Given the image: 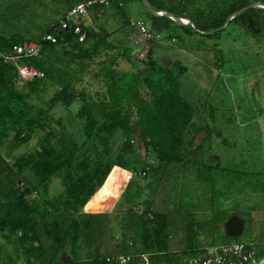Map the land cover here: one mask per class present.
<instances>
[{
    "label": "trees",
    "instance_id": "trees-1",
    "mask_svg": "<svg viewBox=\"0 0 264 264\" xmlns=\"http://www.w3.org/2000/svg\"><path fill=\"white\" fill-rule=\"evenodd\" d=\"M80 1L0 0V264H120V256L131 257L126 264H187L183 256L199 254L202 247L171 251L170 190L177 185L182 190L197 186L200 194L209 193L211 202L217 191L228 188L233 171L222 169L218 174L219 161L209 158V149L212 133L216 138L221 133L201 124L204 115H196L181 95V77L187 67L180 60L170 65L155 60V50L161 39L204 46L212 42L219 54L213 67L233 72V62L224 60L215 42L231 38L241 50L244 43L238 42L239 37L257 40L260 56L264 9L241 11L227 28L217 30L234 12L264 0H147L152 10L187 19L196 29L151 14L142 0H109L104 24L99 26L103 35L94 27L100 18L91 15L83 43L71 31L51 28ZM134 12L154 36L147 44L142 68L132 58L137 46L129 41ZM108 19L112 30L106 27ZM12 26L23 33H10ZM31 28L35 38L29 36ZM47 33L56 41H42ZM117 34L126 45L123 49L109 40ZM31 42L41 45L39 55L23 63L40 77L20 85L15 67L3 56ZM119 58L133 71H117ZM92 65L95 69H90ZM86 74L102 83L103 91L94 97L77 87ZM48 88L54 89L52 95L41 99ZM74 102L78 109L71 112ZM57 108L65 112L64 120L54 115ZM215 110L211 106L205 113L212 122ZM232 112L228 106L223 113L227 115V147V137L234 136ZM199 132L207 137L194 147ZM137 140L142 143L141 153ZM252 160L255 157L248 148L241 165L246 170L245 185L254 176L262 184ZM114 167L132 174L116 207L110 213L84 212L89 199L109 184L106 178ZM121 175L128 177L126 172ZM115 176L113 171L111 177ZM139 179L145 180L151 197L144 198L145 187ZM158 191L167 196L161 206L153 199ZM192 227L187 217L186 238L195 243ZM227 244L225 240L221 245ZM257 257L259 261L264 257V243L258 246Z\"/></svg>",
    "mask_w": 264,
    "mask_h": 264
},
{
    "label": "rangeland",
    "instance_id": "rangeland-1",
    "mask_svg": "<svg viewBox=\"0 0 264 264\" xmlns=\"http://www.w3.org/2000/svg\"><path fill=\"white\" fill-rule=\"evenodd\" d=\"M133 16L138 18L135 12ZM104 20L103 15L94 25L100 35L103 34L99 26L104 24ZM106 22L108 30H112V20L108 19ZM17 31L23 33V30L16 26L11 28L9 32ZM28 31L30 38L37 36L34 28ZM109 40L119 45L121 49L126 46L119 34ZM238 42L244 43L241 50L236 49L231 38H223L217 43L215 42L219 51L222 52L221 56L224 60L233 62V72L213 67V64L219 61L218 57H215L219 54L213 51L212 42H207V45L204 46L198 45L194 41L181 44L174 39L171 41L161 39L158 43L159 48L155 50V60L168 65L175 60H180L187 67V72L181 77V95L193 105L196 115H204L201 124L214 127L216 132L221 133V138H216L212 133L210 137L211 148L209 149V158L213 162L219 161L218 174H221L222 169L232 168L233 171L228 188L222 187L220 194L217 191L215 197H211V202L207 198L209 193L200 194L197 186L182 190L177 185L178 188L170 190V199L167 205L168 209L172 211L169 213L171 218L169 227L171 234L170 249L176 253L187 250L188 247L194 248L195 245L202 248L220 246L225 240L229 244H254L257 248L264 243V63H257V60H264V48L258 56L256 54L257 40L248 42L241 36L238 38ZM129 45L131 46V44ZM147 49L148 45H137L132 52V58H135L139 68L143 67L146 60ZM245 50L248 52L247 54H244L243 51ZM250 55L252 56L249 57ZM102 57H106V54H103ZM114 68L121 72L133 71L130 65L121 58L118 59ZM209 68L211 69L210 73ZM90 69H95V66L92 65ZM83 78L82 85L78 84L77 86L79 89L84 88L93 97L94 93L103 91L102 83L91 77L90 74H86ZM53 90V88H48L41 95V99L47 100L52 95ZM211 106L216 107L214 122L205 114ZM228 106L233 109L230 124L234 126V136L227 137L229 138L227 147L225 140L227 135L225 133L228 132V128L224 124L227 115H223V113ZM77 109L78 103L74 102L69 110L75 112ZM53 112L56 117L65 119V112L61 108H57ZM196 120L194 119V121ZM245 129L248 130L247 134ZM206 137L205 132H199L195 137L197 143L201 140L198 145ZM136 143L137 150L141 153V143L139 140ZM248 148L254 154L255 160H252L255 166L254 171L256 170L257 174L262 176V184L254 180V176L252 182L245 185L246 178L244 179L243 174L246 170L241 165H243ZM129 176H132L130 172H128L126 180L118 174L114 178L111 175L107 177L111 181V185L104 184L102 193L107 198L109 197L108 201L113 203L114 208L126 187L124 183L130 179ZM139 184L145 187L144 198L151 197L152 191L150 188L146 189L145 180L139 179ZM191 184H194L192 180ZM121 187L123 188L121 189ZM52 189H55L54 186ZM222 193L224 196H220ZM99 196L100 194L97 192L96 204ZM165 196L166 192L158 191L157 194H154L153 199L156 200L158 206H161L160 202ZM104 198L103 196L101 202L107 199ZM83 211L85 212V208ZM234 215L243 220V233L238 237L225 238L222 230L224 221ZM187 217L190 224L193 225L192 231L195 236L192 242L195 243L188 242L186 238Z\"/></svg>",
    "mask_w": 264,
    "mask_h": 264
},
{
    "label": "built area",
    "instance_id": "built-area-1",
    "mask_svg": "<svg viewBox=\"0 0 264 264\" xmlns=\"http://www.w3.org/2000/svg\"><path fill=\"white\" fill-rule=\"evenodd\" d=\"M109 0H81L78 4H74L57 23L51 28L56 31H71L73 36L79 43H83L86 39L84 26L90 21L91 15L101 18L107 7ZM130 36L129 40L134 45L146 46L154 36L150 33L144 20L131 17L129 20ZM159 38V36H158ZM42 41L55 42V37L47 33L43 35ZM41 45L31 42L16 46L11 53L3 56L4 61L10 62L16 69L17 82L23 84L32 82L40 77L32 66L23 63L25 59L37 57L39 55ZM130 256L118 257L120 264H126L130 260ZM142 260L146 261V257L142 256ZM183 261L187 264H258L257 246L254 244L232 243L227 245L204 247L200 249L199 254L185 255Z\"/></svg>",
    "mask_w": 264,
    "mask_h": 264
},
{
    "label": "water",
    "instance_id": "water-1",
    "mask_svg": "<svg viewBox=\"0 0 264 264\" xmlns=\"http://www.w3.org/2000/svg\"><path fill=\"white\" fill-rule=\"evenodd\" d=\"M143 3L145 4V6L148 8V10L150 11L151 14L153 15H156V16H159V17H162V16H165V17H168L170 19H172L173 21L177 22V23H180L182 25H186V26H192L193 28L196 29L195 25L187 20V19H184V18H178V17H175L173 16L172 14H169V13H165V12H156L154 10L151 9L150 5L148 4L147 0H142ZM251 7H260V8H263L264 9V4H261V3H256V4H253V5H250V6H247V7H244L242 9H239L238 11L234 12L228 19L227 23L220 29L217 30L220 31L222 29H225L228 27V25L230 24V22L232 21L233 17L238 14L239 12L241 11H244V10H247ZM214 33V32H213ZM213 33H210V34H213ZM201 140H199L200 142ZM198 142V143H199ZM197 143V140L194 139V147H196L198 145ZM141 146H142V143H141ZM131 178V177H130ZM130 180V179H129ZM90 200V199H89ZM88 203V202H87ZM86 206V205H85ZM85 208V207H84ZM224 230H225V234L228 236V237H238L240 236L242 233H243V220L240 219L238 216H231L225 223H224ZM258 264H264V257L259 261Z\"/></svg>",
    "mask_w": 264,
    "mask_h": 264
},
{
    "label": "crops",
    "instance_id": "crops-1",
    "mask_svg": "<svg viewBox=\"0 0 264 264\" xmlns=\"http://www.w3.org/2000/svg\"><path fill=\"white\" fill-rule=\"evenodd\" d=\"M113 171H115L116 172V175L118 174V175H121L122 174V172H126L125 170H122V169H120V168H118V167H114L113 169H112V171L110 172V174L109 175H111V173L113 172ZM126 173H128V172H126ZM108 175V176H109ZM129 178H130V176H129ZM108 178H106V180H107ZM105 180V181H106ZM115 180V179H114ZM127 183H128V181L127 182H125L124 183V186H126L127 185ZM109 184L111 185V181L109 182ZM123 186V187H124ZM123 187H121V189L123 188ZM99 192V194H100V196H99V199H98V201H97V204H96V194H95V196L94 197H91L90 198V200L88 201V203L86 204V206H85V212H88V213H100V212H110V210H112L114 207V205H112L113 203H109V201H108V198L106 197V195L104 194V193H102V190H99L98 191ZM119 192H121V191H119ZM101 193H102V195H101ZM103 196L105 197V198H107L105 201H103V202H101L102 201V198H103ZM104 198V199H105ZM115 204V203H114ZM96 205H97V208H96ZM86 209H87V211H86Z\"/></svg>",
    "mask_w": 264,
    "mask_h": 264
}]
</instances>
